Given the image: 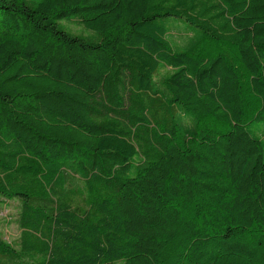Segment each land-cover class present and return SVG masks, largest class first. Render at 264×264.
<instances>
[{
	"label": "trees",
	"instance_id": "trees-1",
	"mask_svg": "<svg viewBox=\"0 0 264 264\" xmlns=\"http://www.w3.org/2000/svg\"><path fill=\"white\" fill-rule=\"evenodd\" d=\"M1 199L0 264H264V0H0Z\"/></svg>",
	"mask_w": 264,
	"mask_h": 264
},
{
	"label": "rangeland",
	"instance_id": "rangeland-1",
	"mask_svg": "<svg viewBox=\"0 0 264 264\" xmlns=\"http://www.w3.org/2000/svg\"><path fill=\"white\" fill-rule=\"evenodd\" d=\"M64 28L72 33H87L78 19L70 17L59 21ZM19 203L17 200H0V234L11 242H17L20 237V227L18 225Z\"/></svg>",
	"mask_w": 264,
	"mask_h": 264
}]
</instances>
